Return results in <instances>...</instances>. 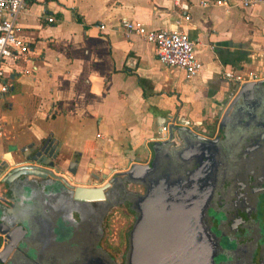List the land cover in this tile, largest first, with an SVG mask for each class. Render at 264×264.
Listing matches in <instances>:
<instances>
[{"label":"crops","instance_id":"0c3cea01","mask_svg":"<svg viewBox=\"0 0 264 264\" xmlns=\"http://www.w3.org/2000/svg\"><path fill=\"white\" fill-rule=\"evenodd\" d=\"M176 1L188 8L181 9ZM200 1L26 0L16 21L17 34L28 51L5 64L8 90L0 93L2 134L5 114L33 118L22 129L9 130L12 139L0 140V154L17 136L23 144L51 133L66 156L60 166L70 159L78 161L74 174L55 171L72 184V179H88L92 167L124 170L133 161L149 162L154 155L152 140L162 137L157 132L162 116L189 120L195 131L213 136L217 119L232 97L230 90L237 87L222 76V69L252 70L257 78L264 77V6H241L240 0H226L228 6L206 0L204 6ZM184 13L189 19L181 17ZM121 16L138 18L150 28L186 31L200 70L185 78L179 68L161 64L151 42L123 33L118 26ZM256 99L261 102L264 94ZM235 122L216 145L218 156L230 155L233 141L237 156L264 164V103ZM174 152L162 147L158 163L167 158L163 168L181 173L169 160L179 155ZM69 196L66 191L65 201ZM61 197L55 190L36 186L20 196L18 213L28 218L30 234L37 235L43 223L46 228L53 225L49 222L58 211L50 208ZM32 216L36 222L30 221Z\"/></svg>","mask_w":264,"mask_h":264},{"label":"water","instance_id":"95a60500","mask_svg":"<svg viewBox=\"0 0 264 264\" xmlns=\"http://www.w3.org/2000/svg\"><path fill=\"white\" fill-rule=\"evenodd\" d=\"M262 62L264 64V59ZM230 92L232 97L225 104L216 122L222 132L221 135L211 136L204 131H195L189 120L175 121L172 114L162 116L163 121L165 118L169 121L167 134L165 137L152 140L151 148L154 155L149 162L133 161L124 170L111 168L101 171L92 167L88 171V179L77 182L72 179L75 184H69L63 176L55 172L68 170L70 174H74L78 161L70 159L66 165L60 166L66 156L60 152V141L51 133L32 139L21 147L9 146L10 149L5 150L2 156L10 153L9 150L16 151L11 165L0 157V231L6 236V242L0 250V260L2 254L5 256L28 234V218L14 212L7 214L3 210V204L6 203V197L11 195L10 193L17 192L19 198L20 194L25 193L11 186L14 180L29 181L31 183L28 185L29 192L34 186L43 190H55L60 194L67 191L72 201L89 202L103 201L106 197V187L117 177L116 175L124 174L134 181L142 182L146 190L143 197L131 201L134 203L135 215L127 231L123 264H210L214 243L206 231L203 198L198 191L197 181L189 184L186 183L187 181L181 182L180 178L168 183H160L161 180H158V187L152 191L153 185L149 180L153 177L150 173L157 169L162 160L158 163L157 156L162 147L168 146V143L171 145L182 143L185 147L180 146L177 153L192 154L195 166L187 172L198 170L200 165L215 156L218 153L216 148L218 140L226 133L225 130L232 126V119L239 121L242 113L261 103L263 105L264 100L260 102L256 96L264 94V77L243 81ZM211 127L212 124H208V128ZM11 147L15 148L11 149ZM24 147L30 148L31 154L28 156L23 154L20 158L17 150ZM171 149L176 152L175 148ZM26 156L27 159H23ZM110 172L112 175L108 176ZM3 213L7 215L5 218ZM50 227L51 225L47 227L49 231ZM262 231L248 254L251 264H264L262 251L264 229ZM91 264H110V262L106 257L94 256Z\"/></svg>","mask_w":264,"mask_h":264},{"label":"flooded vegetation","instance_id":"af4514ba","mask_svg":"<svg viewBox=\"0 0 264 264\" xmlns=\"http://www.w3.org/2000/svg\"><path fill=\"white\" fill-rule=\"evenodd\" d=\"M235 124V119L234 121L232 119V126ZM221 133L216 125L214 135H221ZM24 144H20L19 147ZM233 144V141L230 142V155L219 157L216 153L215 156L200 165L198 170L187 172L189 169H193L195 160L191 156L192 154L180 153L177 155L179 158L174 154L175 157H171L169 160L173 161L172 166L175 169L179 168L181 173L169 172L163 168L167 165V158L162 159L160 166L150 173L153 175L149 180L153 185L152 191L158 187V180H161L160 183H168L180 178L181 182L187 181L186 183L189 184L197 181L198 191L203 198L206 231L214 243L210 264H251L248 254L260 236V223L264 221V164L237 156V148ZM175 146L177 148L174 153H177L180 146L184 145L181 143L180 146H177L168 143V146L164 147L175 148ZM9 152L12 158L14 154L10 150ZM17 153L22 158L23 154L28 156L31 151L30 148L24 147V149L17 150ZM27 156L23 159H27ZM0 157L3 156L0 154ZM3 159L8 160L6 157ZM116 176L106 187V197L103 201L77 202L70 198L65 201L64 192L60 202L55 204L56 207L50 208L52 212L55 210L53 213L58 211V215L53 216L50 224L59 218L72 224L71 239L73 244H56L52 240V234H48L46 224L43 223L44 228H37V235L30 234L28 230V234L18 242L17 246L5 256L2 254L0 264H91L94 256L106 257L110 264H123L124 250L114 255L103 244L105 221L113 208L123 206L130 210L133 219L135 209L132 202L143 197L146 189L142 182L134 181L124 174ZM30 184L29 181L22 179L14 180L11 186L27 192ZM10 194L6 197L3 210L7 214L11 212L17 214L22 200L18 197L17 192ZM5 213H3L4 218ZM32 219L35 220L33 216L30 217V221ZM32 240L37 244L33 245ZM223 242L224 245H222ZM21 243L33 245L36 250L35 254L32 256L26 254Z\"/></svg>","mask_w":264,"mask_h":264},{"label":"built area","instance_id":"2783aa9c","mask_svg":"<svg viewBox=\"0 0 264 264\" xmlns=\"http://www.w3.org/2000/svg\"><path fill=\"white\" fill-rule=\"evenodd\" d=\"M26 0H0V93L8 90L7 72L5 64L8 59L24 57L28 51L26 42L17 34V16L24 7ZM181 9L188 8L185 2H177ZM212 3L228 6L226 0H212ZM258 3L264 6V0H240L241 6ZM201 5H207L206 0L200 1ZM183 19H189L184 13ZM52 16H47L51 20ZM176 23L179 19L175 20ZM102 28L103 23L97 24ZM119 28L124 34L134 33L143 41L151 42L154 46L156 59L163 65L179 68L185 78L193 77L201 68V63L194 54L193 41L186 31L179 28H150L138 18L121 16L118 21ZM222 76L233 81L237 86L247 80L257 79L258 75L252 71H241L231 67L222 69ZM3 115L0 114V135L3 133ZM169 121H163L157 131L166 136ZM100 135L99 132L96 133ZM6 242V236L0 231V250Z\"/></svg>","mask_w":264,"mask_h":264},{"label":"rangeland","instance_id":"374dc122","mask_svg":"<svg viewBox=\"0 0 264 264\" xmlns=\"http://www.w3.org/2000/svg\"><path fill=\"white\" fill-rule=\"evenodd\" d=\"M5 117H6V122L4 124L5 125L4 134L0 135V140L2 142H5L7 138L12 139L11 137H9L10 129L12 130L17 128V130H20L24 128L26 124H28L29 119L33 118V116H15L8 118L6 114ZM20 141L21 138L17 136V138L13 140L12 141L13 143L9 144V146L20 145V143L22 142ZM9 146L5 145L3 146V149H10ZM1 148L2 147L0 144V150ZM12 148L15 147H11V149ZM12 153L16 154V151H12ZM6 159L8 158L6 157ZM10 161L12 162V158L10 159ZM106 219H107L105 221L106 229H105L103 244L106 246V248H108L109 252H111L114 255H117V253L120 252L121 250L125 251V247H126L125 238L127 237L126 230L128 231V229L130 228L131 222L133 220L132 214L130 210H127V208H125V206L116 207L113 208L108 213ZM260 225H261L260 228L261 232H263L262 229H264V221H262ZM72 230H73L72 224L59 218L50 227L52 240L59 245H63V244L71 245L73 244V241L71 239ZM222 245H224V242L222 243ZM21 247L22 249H25L24 251L26 252V254H29L31 256L34 255L36 252L33 245L21 243Z\"/></svg>","mask_w":264,"mask_h":264},{"label":"bare ground","instance_id":"6f19581e","mask_svg":"<svg viewBox=\"0 0 264 264\" xmlns=\"http://www.w3.org/2000/svg\"><path fill=\"white\" fill-rule=\"evenodd\" d=\"M5 157H7V158H11V154H10V153H6V154H5Z\"/></svg>","mask_w":264,"mask_h":264}]
</instances>
